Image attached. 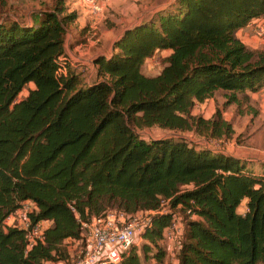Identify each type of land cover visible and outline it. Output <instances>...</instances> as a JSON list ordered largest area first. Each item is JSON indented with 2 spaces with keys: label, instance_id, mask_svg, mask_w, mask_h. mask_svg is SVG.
Here are the masks:
<instances>
[{
  "label": "trees",
  "instance_id": "16d2710c",
  "mask_svg": "<svg viewBox=\"0 0 264 264\" xmlns=\"http://www.w3.org/2000/svg\"><path fill=\"white\" fill-rule=\"evenodd\" d=\"M63 3L35 13L30 25L0 21V264H66L81 222L163 205L168 213L150 216L144 245L121 264H146L150 253L163 264L164 233L177 215L179 264H264V173L185 140L147 142L137 133L230 138L220 113L206 120L192 112L218 92L242 111L240 96L264 89V53L237 37L264 18V0H177L127 31L110 58H97L89 85L68 68L67 27L78 15ZM165 50L160 74L145 75V62ZM27 201L37 208L33 224H50L32 248L25 230L5 225Z\"/></svg>",
  "mask_w": 264,
  "mask_h": 264
},
{
  "label": "rangeland",
  "instance_id": "374dc122",
  "mask_svg": "<svg viewBox=\"0 0 264 264\" xmlns=\"http://www.w3.org/2000/svg\"><path fill=\"white\" fill-rule=\"evenodd\" d=\"M102 11L98 15L91 14V7L84 0H64L63 6L67 11L77 12V20L68 25L65 39V50L72 65L69 70L83 73V83L87 85L97 80L95 62L99 57L110 58L114 53V47L127 31L134 30L142 23L148 22L164 13L176 4L177 0H96ZM57 0H7V6H0V21L11 22L18 20L30 25L33 15L47 10H53ZM62 4H58L61 6ZM11 6V7H10ZM238 39L250 50L264 53V18L253 20L237 33ZM170 51H157L149 58L143 67L147 76L159 75L166 65ZM97 69V68H96ZM34 88L33 84L27 86L19 95L18 101L29 94ZM240 96L242 111L236 105H227L223 92L216 95L203 104H197L192 112L193 116L210 120L219 113L233 129L230 138L208 139L192 132L179 133L151 128L137 130L147 142L153 140H185L199 149L210 150L228 156H244L253 162H264V89L256 94L248 93ZM247 203L239 208L240 214H245ZM115 211V210H114ZM141 216L146 213L139 212ZM145 241L138 238L137 249H141ZM164 246V245H163ZM175 247L177 245H174ZM173 247V246H172ZM166 250L163 264H179L180 249L174 247ZM179 247V246H178ZM79 252V251H78ZM78 252L73 255V260L78 257ZM150 253L146 264H157ZM142 255V259H143ZM69 259V260H72Z\"/></svg>",
  "mask_w": 264,
  "mask_h": 264
},
{
  "label": "built area",
  "instance_id": "2783aa9c",
  "mask_svg": "<svg viewBox=\"0 0 264 264\" xmlns=\"http://www.w3.org/2000/svg\"><path fill=\"white\" fill-rule=\"evenodd\" d=\"M84 1L91 7V14L101 13L102 8L96 0ZM36 210L35 204L27 201L5 220L7 227L26 231L28 248L44 240V232L50 225L47 221L33 224L31 216ZM164 213H168L166 205L158 211L146 213L147 216L110 211L105 216L81 222V239L78 242L82 247L78 257L75 260L70 257L72 260L66 264H121L123 256L138 246V238L151 227L150 216ZM182 237L183 222L181 216L177 215L165 231L162 244L169 251L172 246L180 249Z\"/></svg>",
  "mask_w": 264,
  "mask_h": 264
},
{
  "label": "crops",
  "instance_id": "0c3cea01",
  "mask_svg": "<svg viewBox=\"0 0 264 264\" xmlns=\"http://www.w3.org/2000/svg\"><path fill=\"white\" fill-rule=\"evenodd\" d=\"M94 67H95V65H94ZM95 70H96V68H95ZM231 157L246 163L247 167L250 168L251 170H253V172L258 174V175H261L264 173V162L263 163L262 162L255 163V162H253V160H250L248 158H244V156H239V155H234V156L232 155ZM246 203H247V201H244L242 204H246ZM81 247H82V244L78 241L69 240L67 242V249H68L70 257H73L75 252L80 251ZM47 264H52V263H47Z\"/></svg>",
  "mask_w": 264,
  "mask_h": 264
}]
</instances>
